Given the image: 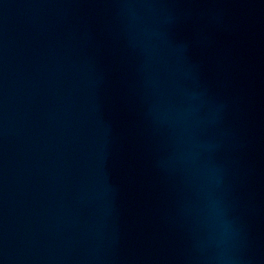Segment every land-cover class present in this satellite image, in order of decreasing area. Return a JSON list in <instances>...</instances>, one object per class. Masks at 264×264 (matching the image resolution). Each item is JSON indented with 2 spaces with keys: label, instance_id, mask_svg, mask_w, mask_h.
<instances>
[{
  "label": "water",
  "instance_id": "water-1",
  "mask_svg": "<svg viewBox=\"0 0 264 264\" xmlns=\"http://www.w3.org/2000/svg\"><path fill=\"white\" fill-rule=\"evenodd\" d=\"M0 264H264V0H0Z\"/></svg>",
  "mask_w": 264,
  "mask_h": 264
}]
</instances>
